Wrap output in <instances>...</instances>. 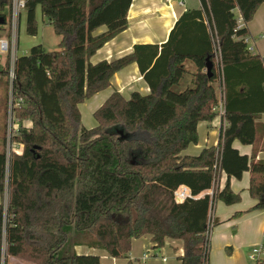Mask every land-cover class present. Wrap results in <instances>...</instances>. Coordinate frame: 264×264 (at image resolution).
I'll list each match as a JSON object with an SVG mask.
<instances>
[{
	"label": "trees",
	"instance_id": "trees-1",
	"mask_svg": "<svg viewBox=\"0 0 264 264\" xmlns=\"http://www.w3.org/2000/svg\"><path fill=\"white\" fill-rule=\"evenodd\" d=\"M199 1L201 8L183 13L161 46L138 44L113 61L92 64L96 51L126 29L132 0H26V34L36 35L39 7L61 40L58 51L37 44L14 61V117L30 127L13 138L21 154L7 158L3 124L0 195L7 201L0 204V264L8 258L105 264L99 254H77L74 247L126 259L132 240L145 236L153 250L165 240L180 241L179 264H208L213 203L240 201L231 178L248 172L254 209L264 210V161L255 160L264 151V129L255 122L264 114V55H250L244 39L264 0ZM6 8L0 0V26ZM186 61L194 67L192 87L175 93L188 73ZM132 63L149 93L125 99L113 91L92 114L96 126H81L79 105ZM8 69L7 57L0 64L5 91ZM219 92L225 128L218 145L182 155L197 143L198 123L216 117ZM234 141L251 146V156L239 154ZM215 165L226 175L225 186L212 198L198 197L212 188ZM179 186L191 197L178 203Z\"/></svg>",
	"mask_w": 264,
	"mask_h": 264
},
{
	"label": "crops",
	"instance_id": "crops-1",
	"mask_svg": "<svg viewBox=\"0 0 264 264\" xmlns=\"http://www.w3.org/2000/svg\"><path fill=\"white\" fill-rule=\"evenodd\" d=\"M201 4L199 0H132V3L127 13V27L124 31L116 35L112 40L107 42L100 48L92 59L95 61L92 64L105 60L107 62L113 61L121 56L132 52L133 46L138 44H151L161 46L168 39V36L175 23L183 13L190 10H199ZM243 26V23H240ZM247 35L244 37L250 55L263 56L264 55V3L261 4L251 21L246 25ZM105 27L99 28L95 33H101ZM0 37V39H4ZM39 40V39H38ZM38 40H30V44H37ZM41 46L43 44L42 40ZM25 55V53H23ZM17 55V54H16ZM6 60L5 56H0V64L3 65ZM91 60V59H90ZM190 62L186 61L185 65L188 67ZM4 78H0V149L2 145V130L5 115V89L2 86ZM117 91L123 98L128 99L131 93L137 92L141 95L149 93V88L143 81L138 68L135 63H132L117 73H115L110 80V87L95 94L90 99L94 98L99 100L98 107L104 100L113 92ZM219 98L221 99L220 92ZM88 99V100H90ZM88 100H85L79 105V112L81 115V107ZM219 105V103H218ZM97 107V108H98ZM95 109H92L93 112ZM93 114V113H92ZM255 122L262 126L264 129V114L259 115ZM223 122V117L219 113L210 122H200L197 125L198 140L194 145H189L182 155L196 156L203 148L217 146L220 138V130ZM30 123H28V126ZM239 154L251 156L252 147L243 146L238 141L232 144ZM255 160L264 161V151L256 154ZM249 173L246 172L242 175L240 180L231 178L229 186L232 192L239 194L240 201L234 205H225L221 201L216 200L210 211V235L218 244L217 252L220 249V262L219 264H246L247 256L252 247L257 246L263 240L264 235V210L254 209L256 201L249 196ZM226 175L219 172L217 179L214 182V189L221 190L226 183ZM213 189V188H212ZM211 189L202 192L198 197L210 195ZM7 194L0 195V204H6ZM216 225V227H215ZM147 240V248L151 252L157 250L152 249V244L148 236L142 237ZM138 239L132 240L131 249ZM168 245L175 246L177 243L173 240H165ZM174 250L178 252L176 257L177 264L178 258L182 256V245L177 244ZM224 249V251L222 250ZM131 251V250H130ZM95 250L84 251V254L93 253ZM99 252V251H98ZM144 252V251H143ZM101 261L105 264H116L120 259L109 258L105 253L99 252ZM144 255L135 259L131 255L124 259V264H140V259L145 261ZM156 254H153V257ZM109 263H107V262Z\"/></svg>",
	"mask_w": 264,
	"mask_h": 264
},
{
	"label": "rangeland",
	"instance_id": "rangeland-1",
	"mask_svg": "<svg viewBox=\"0 0 264 264\" xmlns=\"http://www.w3.org/2000/svg\"><path fill=\"white\" fill-rule=\"evenodd\" d=\"M5 14L7 16V10L5 11ZM35 20H36V26H37V32L35 36H28L25 31V25H26V14L25 12L22 13L21 19H20V24H19V29L17 33V38H16V56H21L24 55L23 53L27 54L29 52V49L37 44H41L39 40L43 41L42 47L45 51L47 52H52V51H58L59 47L58 44L61 40L60 37L56 36L53 30V27L49 24L46 23V20L43 19L40 8L37 7L35 11ZM7 34V26L2 25L0 26V37H4L3 35ZM39 39V40H38ZM30 40H38L37 44H30L28 46V43ZM96 57L94 59L91 58V62L95 61ZM185 68L187 69V74H185L184 78L181 80L179 85L174 86L172 88V91L175 93H179L186 89L187 87H192V74L194 72V67L191 63L188 64V67L185 65ZM7 83H6V91H5V109L6 113L4 115V125L8 124L7 130H6V135L8 134V127L11 126L10 122L7 119L8 115V109H9V103L10 100H14V96L12 94L11 90V85H10V80L7 76ZM5 84H2L4 87ZM214 87H217L216 84H213ZM5 88V87H4ZM16 99V98H15ZM100 100V98H99ZM99 100H96L94 98L88 100L83 106L81 107V114H82V120H81V126H83L86 129H90L96 126L95 120L92 116V113L97 109V105ZM92 109H95L93 112H91ZM218 112V111H217ZM17 120V119H16ZM18 121V120H17ZM20 124L22 122L18 121ZM11 128V127H10ZM16 143V142H15ZM19 144V143H16ZM216 227V225H215ZM73 240V236L71 238ZM210 239V245H209V258H208V264H219L220 262V249L219 252H217V247L218 244L215 241L213 237L209 238ZM177 244L181 243L180 241H174ZM175 246H178V245ZM148 243L146 239L139 238L133 245V249H131L129 255H131L132 258H139L142 253H146L148 255V259L145 261H142L140 259V264H177L176 257L178 255V252L174 250L175 246H170L166 242L164 243V246L160 249L157 250L156 252H151L147 248ZM86 247L83 246H76L74 247V251L77 254H84V251L86 250ZM224 251V249H222ZM144 251V252H143ZM97 253H99L97 251ZM92 254H96L93 252ZM153 254H156L153 257ZM107 262V261H106ZM124 259H120L116 262V264H124ZM109 263V262H107ZM7 264H31L26 261L20 260V259H14V258H8L7 259ZM246 264H249L248 260H246Z\"/></svg>",
	"mask_w": 264,
	"mask_h": 264
},
{
	"label": "built area",
	"instance_id": "built-area-1",
	"mask_svg": "<svg viewBox=\"0 0 264 264\" xmlns=\"http://www.w3.org/2000/svg\"><path fill=\"white\" fill-rule=\"evenodd\" d=\"M25 4L26 0H7V16L5 20V25L7 26V34L4 39H0V56H5L6 58H9V69H8V78L10 80V85H12L14 80V61L16 59V38L17 33L19 29L20 19L23 12H25ZM242 22L241 18L238 16L237 25L240 26V23ZM12 90V88H11ZM18 106V103L16 101H11L9 103V109H8V115L7 119L10 122L11 126L8 127V134L6 135V145H5V154L6 157L9 158L11 154L19 155L22 152V145L16 144L13 141V138L18 135L19 130L21 128L27 129L30 127L28 126V121H24L21 124L16 120L14 117V109ZM219 109L220 115L224 116L223 111V103L222 98L219 101V105L216 108V112ZM224 124L222 125L221 129L225 128V121L223 118ZM8 124H6V130H7ZM11 127V128H10ZM221 131V130H220ZM215 172V181L217 179V175L219 172H221L217 165L214 166ZM214 181V182H215ZM214 185V183H213ZM213 188V189H212ZM210 193L211 198L213 197L214 193H216L218 190H215L212 186ZM174 199L176 202H183L187 198L191 197L190 191L185 186H179L174 191ZM214 204V203H213ZM213 206V205H212ZM212 209V207H211ZM210 215H209V235H210ZM148 255H144V259H147ZM249 264H262L264 261V240L261 241V243L257 246H254L251 248L248 256H247Z\"/></svg>",
	"mask_w": 264,
	"mask_h": 264
},
{
	"label": "water",
	"instance_id": "water-1",
	"mask_svg": "<svg viewBox=\"0 0 264 264\" xmlns=\"http://www.w3.org/2000/svg\"><path fill=\"white\" fill-rule=\"evenodd\" d=\"M206 69H207V73L210 74L211 73V69H212L211 62H209V61L207 62V68Z\"/></svg>",
	"mask_w": 264,
	"mask_h": 264
}]
</instances>
